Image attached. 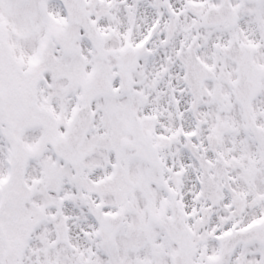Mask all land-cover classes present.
Wrapping results in <instances>:
<instances>
[{
    "label": "snow or ice",
    "instance_id": "obj_1",
    "mask_svg": "<svg viewBox=\"0 0 264 264\" xmlns=\"http://www.w3.org/2000/svg\"><path fill=\"white\" fill-rule=\"evenodd\" d=\"M0 264H264V0H0Z\"/></svg>",
    "mask_w": 264,
    "mask_h": 264
}]
</instances>
